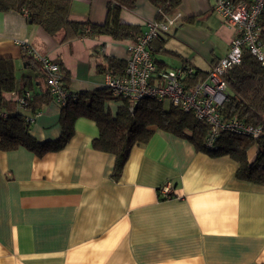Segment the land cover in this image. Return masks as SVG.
<instances>
[{
    "label": "crops",
    "instance_id": "1",
    "mask_svg": "<svg viewBox=\"0 0 264 264\" xmlns=\"http://www.w3.org/2000/svg\"><path fill=\"white\" fill-rule=\"evenodd\" d=\"M108 1L72 0L69 17L103 23ZM216 1L182 0L180 16L163 34L166 52L155 55L163 69L190 65L207 72L227 55L234 29L215 11ZM156 13L148 0H138L121 17L146 31ZM20 41L58 63L75 92L106 87V74L98 72L103 55L128 58L127 41L101 35L62 42L25 14L0 11V59L14 60L19 85L22 75L36 74L24 63ZM121 104L109 100L106 109L115 115ZM60 112L51 100L31 123L32 135L58 138ZM98 134L96 122L81 116L61 150L42 156L25 147L0 150V264L264 262V185L237 178L230 155L210 156L155 129L147 143L131 148L115 180V156L93 147ZM256 151L253 146L248 157ZM166 183L168 198L161 192Z\"/></svg>",
    "mask_w": 264,
    "mask_h": 264
},
{
    "label": "trees",
    "instance_id": "2",
    "mask_svg": "<svg viewBox=\"0 0 264 264\" xmlns=\"http://www.w3.org/2000/svg\"><path fill=\"white\" fill-rule=\"evenodd\" d=\"M137 1L109 0L103 23L70 19L72 0H0V11L21 12L27 16L30 23L42 26L49 34L60 35L62 42L85 36L105 35L115 41L129 43L135 41L144 32V28L140 24L123 20L121 12L123 9L132 10ZM148 1L157 9L155 18L157 21H165L177 15L182 3V0ZM259 26L264 43V10L259 17ZM167 33L169 31L160 33L152 41L154 61L158 64L159 70H163L165 64L156 60L155 55L166 52L163 34ZM21 47L25 65L36 74L22 75L19 85L14 60L10 57L0 59V92L24 98V105L21 107L15 98L7 100L3 96L0 97V112L4 113L0 116V150L9 151L25 147L39 156L49 151L61 150L74 135L77 118L84 116L93 119L99 129L98 136L93 139V147L115 156L111 174L115 180L121 178L131 148L147 143L155 129H162L188 140L196 150L210 156L230 155L238 163L237 178L264 185V67L248 50L243 53L241 63L227 72L230 93L220 111L225 120L236 118L244 123L260 126L261 133L254 137L221 131L214 139L212 147H208L210 126L193 113L184 111L169 101L166 104V101L151 97L140 99L131 108V100L113 96L108 87L76 92L75 99L69 97L61 106L59 137L47 141L37 140L31 133L33 122L31 117L35 118L53 97L41 63L29 53L28 47L25 45ZM102 59V63L98 65L99 73L112 75L124 73L127 60L107 55H103ZM59 67L63 85L69 89L67 85L69 76L60 65ZM192 68L193 71L187 72L182 79L187 89L206 79L210 72ZM109 100L122 102L115 115L106 109V102ZM10 101H14V105L8 108ZM253 146L257 147V151L250 159L248 151Z\"/></svg>",
    "mask_w": 264,
    "mask_h": 264
},
{
    "label": "built area",
    "instance_id": "3",
    "mask_svg": "<svg viewBox=\"0 0 264 264\" xmlns=\"http://www.w3.org/2000/svg\"><path fill=\"white\" fill-rule=\"evenodd\" d=\"M264 10V0H217L215 11L223 21L234 29L229 51L212 66L206 79L187 89L182 82L192 67H172L159 70L154 61L152 41L160 33L170 31L180 16L165 21H151L148 29L140 34L135 41L127 45L128 58L123 74L106 73V87L115 97L127 98L132 101L131 108L145 97L159 101H169L184 111H189L198 119L210 126L207 146L212 147L214 139L221 131L241 133L257 137L261 133L260 126L244 123L236 118L223 119L221 106L228 99L230 88L226 79L227 72L241 63L243 53L248 50L264 67V43L261 39L259 17ZM21 45L29 48V53L41 63L50 86L53 100L64 105L69 97L75 99L77 94L63 85L59 64L49 57L40 55L25 41ZM28 95V93H27ZM21 107L24 98L14 95ZM4 113L0 112V116ZM34 120L33 117H31ZM161 192L170 197L172 186L166 183Z\"/></svg>",
    "mask_w": 264,
    "mask_h": 264
},
{
    "label": "rangeland",
    "instance_id": "4",
    "mask_svg": "<svg viewBox=\"0 0 264 264\" xmlns=\"http://www.w3.org/2000/svg\"><path fill=\"white\" fill-rule=\"evenodd\" d=\"M225 23V22H224ZM148 28V26H147ZM168 59H170V61L172 62L171 64L175 65V63H178L177 61H175L173 58L171 57H167ZM166 104H168V101H166Z\"/></svg>",
    "mask_w": 264,
    "mask_h": 264
}]
</instances>
